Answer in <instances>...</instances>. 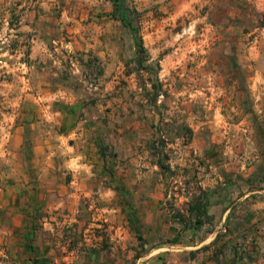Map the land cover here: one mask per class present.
<instances>
[{
  "label": "crops",
  "instance_id": "1",
  "mask_svg": "<svg viewBox=\"0 0 264 264\" xmlns=\"http://www.w3.org/2000/svg\"><path fill=\"white\" fill-rule=\"evenodd\" d=\"M46 53L33 46L27 76L20 75L24 67L6 70L20 81L16 97L5 99L10 112L0 114V264H198L196 252L225 226L240 225L246 215L262 225L260 182L237 180L233 153H224L229 164L221 160L210 123H179L170 146L185 150L188 131L191 149L211 164L201 188L215 226L206 234L185 230L166 203L168 174L157 141L166 125L136 111L105 112L100 95L86 87V76L101 85L92 65L73 64L68 74ZM193 162L183 157L178 168ZM187 201L180 197L176 207L188 217ZM95 226L103 229L88 234Z\"/></svg>",
  "mask_w": 264,
  "mask_h": 264
},
{
  "label": "rangeland",
  "instance_id": "2",
  "mask_svg": "<svg viewBox=\"0 0 264 264\" xmlns=\"http://www.w3.org/2000/svg\"><path fill=\"white\" fill-rule=\"evenodd\" d=\"M121 1L131 28L120 20L115 0H0V114L10 112L11 101L5 99L16 97L19 83L6 70L24 67L20 75L27 76L29 56L38 46L68 74L73 64L92 61L101 85L85 75L90 80L85 78L86 87L100 95L105 112L136 111L166 125L158 149L165 165L178 169L166 170V193L175 196L166 200L167 206L186 199L178 182L190 193L199 191L211 165L191 149L188 131L182 136L186 152L170 146L179 123H210L221 140V160L229 164L224 153H233L237 180L241 176L246 186L260 182L264 187V0ZM25 25L30 30H21ZM183 157L194 160L192 167L178 168ZM250 201H245L246 213ZM246 218L232 226L231 234L223 228L220 246L242 243L248 258L236 261L225 246L228 258L221 256L222 264H264V221L251 225ZM102 229L95 226L88 234ZM76 236L80 242L79 232ZM212 250L196 252L198 264H215L209 260Z\"/></svg>",
  "mask_w": 264,
  "mask_h": 264
},
{
  "label": "trees",
  "instance_id": "3",
  "mask_svg": "<svg viewBox=\"0 0 264 264\" xmlns=\"http://www.w3.org/2000/svg\"><path fill=\"white\" fill-rule=\"evenodd\" d=\"M115 8H116V12L120 14V20L123 22V24L126 27L131 28V22L129 21V14H128L129 11L125 8L124 3L121 0H115ZM137 46L139 48V52H143L144 49L142 46V41H138ZM87 64L89 66L92 65V61L91 62L88 61ZM161 168L171 172V168L165 165V163L163 162H161ZM189 186H190V182H189ZM210 203L211 202L207 200V194L202 188H200L199 193L191 192V195H189V199L186 205L188 217L184 213H182L181 210L178 209V207H176L173 200L169 201V210L173 220L181 222L184 225L185 230H190L193 232V234L196 233L200 234V232L206 234L213 232V230L215 229L213 222L214 215L209 213ZM206 226L211 227L209 231H204V228ZM225 229H226L225 233L231 234L233 231L232 227L229 226H225ZM178 238L179 236L175 237L169 242L176 243L179 241ZM223 238H225V234L223 233V231H221L218 233L217 237L212 243L203 246L199 251H210L213 249L209 260L213 261L215 264H222L221 256L225 257V259L228 258V256L224 252L226 243H223V245L220 246V243L222 242ZM242 247H244L242 243H236L234 246L233 245L226 246V248H230V251H233L234 254L233 258L236 261L238 260L242 261L248 258L246 251H244L245 249H243ZM226 264H229V261H226Z\"/></svg>",
  "mask_w": 264,
  "mask_h": 264
},
{
  "label": "built area",
  "instance_id": "4",
  "mask_svg": "<svg viewBox=\"0 0 264 264\" xmlns=\"http://www.w3.org/2000/svg\"><path fill=\"white\" fill-rule=\"evenodd\" d=\"M182 178H183V176H182ZM178 188H180L179 191L181 192V195L186 197V199L188 200L189 199V195H191V193L187 189L186 184H184L183 182H178ZM171 197L173 198L175 196H173L171 193H168L167 199H170Z\"/></svg>",
  "mask_w": 264,
  "mask_h": 264
}]
</instances>
